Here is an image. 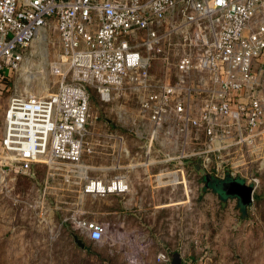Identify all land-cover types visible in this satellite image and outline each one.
I'll use <instances>...</instances> for the list:
<instances>
[{"label":"built area","instance_id":"1","mask_svg":"<svg viewBox=\"0 0 264 264\" xmlns=\"http://www.w3.org/2000/svg\"><path fill=\"white\" fill-rule=\"evenodd\" d=\"M52 28L56 86L46 96L11 93L0 135L1 189L43 162L51 191L75 192L80 208L87 195L131 191L128 166L90 174L85 158L103 152L113 168L121 155L126 164L140 158L149 176L185 189L191 158L216 177L242 175L256 190L252 164L264 160V0H0V72L21 68L33 40ZM92 89L104 101L135 100L127 121L136 134L143 126V149L96 118ZM78 211L65 220L103 240L108 222ZM158 259L168 263L170 251Z\"/></svg>","mask_w":264,"mask_h":264},{"label":"rangeland","instance_id":"2","mask_svg":"<svg viewBox=\"0 0 264 264\" xmlns=\"http://www.w3.org/2000/svg\"><path fill=\"white\" fill-rule=\"evenodd\" d=\"M55 33L52 28L46 37L35 38L22 67L7 71L6 87L0 84V135L12 92L46 96L54 90L56 77L49 66L53 48L48 41ZM157 66L160 73L163 64ZM91 106L97 119H108L112 129L129 136L135 151L143 149V126L137 134L128 127L137 111L132 97L104 101L92 89ZM159 147L156 140L154 149ZM191 160L186 189L153 175L152 187L148 182L137 191L87 195L83 208L75 205V192L51 191L55 183L48 179V165L36 163L29 173L16 174L8 188H0V264H167L158 259L165 250L180 251L182 264H264V161L252 164L259 184L253 202L243 210L238 197H222L215 182L207 186ZM159 166H151L153 173ZM78 209L108 222L103 240L78 233L71 220H65Z\"/></svg>","mask_w":264,"mask_h":264},{"label":"crops","instance_id":"3","mask_svg":"<svg viewBox=\"0 0 264 264\" xmlns=\"http://www.w3.org/2000/svg\"><path fill=\"white\" fill-rule=\"evenodd\" d=\"M107 123L109 126H113L111 121ZM116 129L117 132H123L118 128ZM130 144H131V140H130ZM120 161H121V165H120L121 167L113 168V165H110L112 162L111 156L106 153L101 152L99 154H95L93 156H88L85 158V162L89 166V171L91 175L100 174L103 176H109L114 173L123 172L125 170L124 166H128L129 174L132 181V190L137 191V186L141 187L143 186V184L146 185V183L148 182L151 187L153 186L152 184L153 174L149 176L148 169L145 166L141 165L142 164L141 162L138 163L139 160L132 163L129 162L126 164L128 160L126 158H123V155H121Z\"/></svg>","mask_w":264,"mask_h":264},{"label":"water","instance_id":"4","mask_svg":"<svg viewBox=\"0 0 264 264\" xmlns=\"http://www.w3.org/2000/svg\"><path fill=\"white\" fill-rule=\"evenodd\" d=\"M222 189H219L218 192L222 197L226 196H236L239 198V202L242 206V209L245 210L246 206L250 205L254 200V182H247V179L242 175L232 176L227 175V177L222 181ZM225 189V190H223ZM225 191V192H224ZM75 240L81 244L85 245L84 240L78 236V234L73 231ZM171 260L167 264H182L183 258L180 251H170Z\"/></svg>","mask_w":264,"mask_h":264},{"label":"flooded vegetation","instance_id":"5","mask_svg":"<svg viewBox=\"0 0 264 264\" xmlns=\"http://www.w3.org/2000/svg\"><path fill=\"white\" fill-rule=\"evenodd\" d=\"M197 167H200V173L202 174V177H203V180L205 181V184L207 186H210L211 187V183L212 182H215V185H216V188L219 190V189H222V181L227 177L225 178H219V177H216L210 173H207L205 172V170L202 168V166L198 163ZM213 188V187H212ZM214 189V188H213ZM217 190V191H218ZM225 190V189H223ZM225 192V191H224Z\"/></svg>","mask_w":264,"mask_h":264},{"label":"trees","instance_id":"6","mask_svg":"<svg viewBox=\"0 0 264 264\" xmlns=\"http://www.w3.org/2000/svg\"><path fill=\"white\" fill-rule=\"evenodd\" d=\"M7 71L8 70L5 69V70H3V71L0 72V84L1 83H4V85L7 84L6 83L8 81V72ZM4 87H6V85ZM191 161L193 162V165L197 167L198 162L197 161H194V160H191Z\"/></svg>","mask_w":264,"mask_h":264},{"label":"bare ground","instance_id":"7","mask_svg":"<svg viewBox=\"0 0 264 264\" xmlns=\"http://www.w3.org/2000/svg\"><path fill=\"white\" fill-rule=\"evenodd\" d=\"M45 37V31H42V33H41V35H40V37L39 38H44ZM176 173V172H175ZM172 179H176V177H175V175L173 174V176H172Z\"/></svg>","mask_w":264,"mask_h":264}]
</instances>
